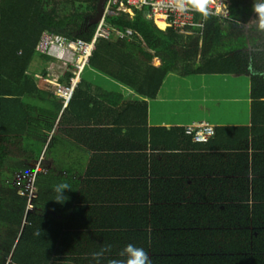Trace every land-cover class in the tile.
Returning a JSON list of instances; mask_svg holds the SVG:
<instances>
[{"label": "crops", "instance_id": "crops-1", "mask_svg": "<svg viewBox=\"0 0 264 264\" xmlns=\"http://www.w3.org/2000/svg\"><path fill=\"white\" fill-rule=\"evenodd\" d=\"M225 1L227 5L230 2ZM249 2L248 8L251 9V13L248 21H251L254 13L252 0ZM248 21L246 26L249 24ZM249 50L253 49L249 47ZM56 53L57 50L53 49L51 55ZM40 63L42 66V63L48 62L43 55L35 53L27 65L26 72L32 78L29 91L23 92L22 88L13 84L0 87V90L9 93L3 95L4 98L0 95V109L3 111L0 116V137L4 135L5 138L11 139L7 148L12 152H0V197L12 194L11 186L7 184L8 175L24 169V166L35 164L43 155L50 135L57 131V121L62 109L56 118H51L48 106L49 99L57 97L54 89L60 82L59 78L55 80L44 75L47 66L38 69ZM152 63L158 65L159 60L154 58ZM92 72L94 71L86 69L85 78L104 91L119 93L124 98L134 93L139 99H146L147 124L145 126L141 121H137L136 116L132 114L128 116L125 113L123 120L117 124L116 113L112 112L114 107L108 105L112 109L111 114L107 115L102 110L95 111L90 117L92 122L89 121L87 126H84L88 127L85 134L89 135L88 141H84L74 123L72 124L76 131H72L68 136L63 134L65 143L71 144L72 153L69 155L64 150V145H61L55 149L54 155L59 161L64 159L76 164V170H73L71 176L73 182L68 184L70 190L65 189L63 192L65 199L57 201L55 186L64 183L66 175H38L39 179L35 181L37 203L32 204L30 208L32 212L50 216L61 224L67 225L69 222L68 226L76 229V235L73 234L74 229L70 236L72 246L66 252H58L54 257H57L55 261L59 264H92L91 261L98 258L94 257L93 253H99V248L103 249L113 242L112 237L95 236L97 229L125 226L119 223L123 215L129 217V212L122 208L125 205L124 197H133L135 194L149 197L151 193L157 196L172 192L176 198L167 205L155 226H150L154 228L153 230L147 228L148 233L144 236L127 235L121 236L119 240L123 239L126 245L133 244L144 248L152 264H228L230 257L233 260L230 264H236L234 257L239 254L234 249L235 244L239 247L240 235L233 241L231 245L233 249H229L225 248L227 244L223 234L206 233L218 230L222 224L230 227L229 217L228 220L221 218L218 220V213L227 207L225 202L227 195L243 193L249 196L247 203L251 213L256 208H259L261 213L260 219L258 216L255 219L251 218L254 225L248 227L249 235L251 237L264 235V176L252 175L250 151L248 153L238 150L232 141L221 143L218 133L206 142H194L188 136L189 140L174 139V136L159 133L161 139L158 138V143L154 142L158 145L146 146L144 138L150 135V131L147 129L148 132L145 134L144 126L145 128L163 126L169 130L195 121L198 115L203 118L201 121H207L214 127L236 125L237 123L220 121L218 112L227 105L234 113L235 107L241 101H248L249 106V76L252 71L237 75L204 73L188 76L171 72L175 77L170 78L169 73L153 98L136 93L133 88L111 76ZM189 84H192L190 93L186 91ZM159 92L165 97L174 96V100L172 102L168 98L159 100ZM65 105L63 101L62 106ZM4 111L14 113V117L7 120ZM51 121H53L51 131L44 129L43 123ZM255 121L253 123L257 126L263 124L260 119ZM38 122L40 124H37ZM241 124L249 126L252 124L249 110L247 121ZM114 125L125 135L120 136L119 131L112 134L110 129L116 127ZM28 128L45 131L46 142L42 146L36 145L33 149L35 152L31 150L32 152L25 153L24 144L28 137L24 133ZM100 128L104 129V133L98 132ZM91 129H97L94 135L98 133L99 136L90 133ZM33 136L36 139L35 133ZM76 148L81 149L83 154L79 156ZM245 157L249 160L245 161ZM52 162V158H42L41 163L47 168ZM239 166L246 167L247 170L241 171ZM225 184L233 187L244 186L246 189L243 192L233 189L234 192L227 194L223 188ZM140 185L145 189L143 187L134 189V186ZM233 202L236 207L243 205L238 201ZM43 203H60V206L50 208ZM154 203L155 201L151 203L148 199L139 204L135 212L139 220L145 212L149 217ZM134 225L140 227L138 222ZM233 225L237 229H242L239 223ZM143 227L145 226L140 228ZM150 232L155 235H151ZM15 242L16 239L13 243ZM119 252L110 254L108 261L114 259L113 255L118 256ZM101 256L107 259L106 252ZM247 264H253L252 259Z\"/></svg>", "mask_w": 264, "mask_h": 264}, {"label": "trees", "instance_id": "trees-1", "mask_svg": "<svg viewBox=\"0 0 264 264\" xmlns=\"http://www.w3.org/2000/svg\"><path fill=\"white\" fill-rule=\"evenodd\" d=\"M97 1L0 0V87L4 88L7 84H13V86L22 88L21 91L23 92L24 90L29 91L32 78L26 72V68L30 59L37 53L36 45L44 31L64 39L90 41L96 23H89L88 17L94 13ZM229 1L228 17L209 15L205 19L203 27L191 26L189 27L191 33L188 34L177 33L169 24H164L161 27L152 19L147 18L142 9L133 8L132 15L124 11L106 15L104 21L109 27V35L96 39L88 62L81 70L80 79L77 81L66 105L62 106L63 101L59 96L53 100L49 99L48 113L51 118H56L59 111L62 110L57 121V131L50 135L48 144L41 156L43 159H53L51 166L48 167L50 170L37 175L64 174V176L66 175L63 179L64 183L69 184L72 181L71 176L73 170H76V164L74 165L64 159L59 161L54 155L55 149L64 145V150L71 155V144L65 143L63 134L68 136L72 134V131H76L72 123L76 125L84 141H88L89 135H85L88 127L84 126H87L89 121L92 122L90 117L95 111L102 110L107 115L114 111L117 116V124L124 117L123 113L128 116L132 114L137 117L138 122L141 121L146 126L148 117L146 99L137 97L126 99L119 93L104 91L101 87L94 85L91 80L85 78V70L91 69L94 71L93 74L101 72L111 76L147 98H153L156 95L164 78L171 71H175L181 76L204 73L237 75L248 74L249 71H252L249 76V117L252 124L250 126L243 124L217 126L214 127L216 133L213 136L218 133L221 137L219 138L220 142L232 141L238 150L248 153L250 151L252 175L264 176V76L253 75L254 72L264 73V30H259L256 27L254 15L252 20L248 21L251 13V9L248 8L250 7V0ZM65 4L72 5L73 9L66 11L63 8ZM198 18L199 14H195V19ZM247 21L249 22L248 26H246ZM249 47L253 50L250 51ZM65 52H63L64 57L71 59L69 52H66L67 54ZM154 58L159 60L158 65L152 63ZM45 59L53 60L49 55H46ZM179 59L183 65L178 66ZM71 76L73 73L67 70L58 80L60 83H67ZM5 94L9 93L0 90L1 96H5ZM108 105H112L114 110ZM2 112L0 109V116ZM13 114L10 111H4L7 120L13 118ZM258 119L263 121L262 125L257 126L253 123ZM7 125H5L6 131L8 130ZM52 126L53 121L43 123V128L49 131H51ZM145 126V134L148 132L147 129L150 131V135L144 138L146 146L158 145L154 142L158 143V138L161 139L159 133L174 136V139L190 138V136L185 135L184 126L172 127L169 130L163 126H151L149 128H145ZM170 130L171 132H168ZM100 131L104 133L103 128L98 129V132ZM110 131L112 134L119 131L120 136L125 135V133L121 134L118 126L111 128ZM44 132L28 128L24 133L27 135L28 141H25L23 152H32L31 150L35 149L36 145L42 146L46 142ZM94 132H97V129L90 130L93 135ZM33 133L36 134V139ZM94 136L98 137L99 134L96 133ZM0 142V152L12 153L7 148L11 139L2 135ZM76 153L79 156L83 154L79 148H76ZM246 160L249 159L245 157ZM30 166H24V169L20 170L25 171ZM239 168L241 171L247 170L243 166H239ZM12 175V173L8 175L9 180L7 182L8 186H11L10 193L12 194L0 197V264H59L55 261L57 257H54L58 255V252H66L72 246L70 236H72L75 228L68 226L69 222L66 223L67 225L61 224V222L51 219L50 216L32 212L30 208L32 204L37 203L36 197L31 198L28 203L25 195L18 194L10 183ZM143 185L134 186V189H142V187L144 188ZM223 188L227 194L234 192L233 189L237 192H243L246 189L244 186L233 187L228 184H225ZM175 198L176 196L172 192L157 196H153L151 193L149 197L141 194L124 197L125 205L122 208L129 212V217L123 215L124 217L120 219L119 223L125 226L97 229L94 233L95 236L112 237L113 242L109 243L111 253L106 252L107 259L101 256L91 263H108L110 254L121 251L122 246L126 245L123 239L119 240L121 236H144L148 233L147 228L153 230L154 228L150 226H155L167 205ZM148 199L151 203L153 201L155 203L149 217L145 212L139 220L135 214L136 209L139 208L141 202H146ZM248 199L249 196L243 193L227 195L225 197L227 207L219 211L218 220L220 218L228 220L229 217L230 227L222 224L224 227L220 226L221 228L218 230L206 234H223L227 244L225 248L229 249H233L231 245L240 235L239 247L235 244L236 248L234 249L239 255L234 257V262L247 264L252 259L253 264H264V235L251 237L248 228L254 225L251 218L255 219L258 216L260 219L261 213L259 208L253 209L251 213L248 208ZM233 201L243 204L239 205L243 208L236 207ZM27 203L30 204L29 207ZM43 204L50 208L60 206V203ZM71 217L70 219H72ZM128 218L135 219L130 220ZM149 219L151 220L149 221ZM137 222L140 227H145H136L134 223ZM148 222L149 225H147ZM236 223L241 224L242 229H237L233 225ZM73 234L76 235V229ZM150 234L155 235L153 232ZM101 251L102 248H99L98 252ZM114 256L112 258L122 259L119 255ZM237 256L239 257L237 258ZM228 262V264L233 262L231 257Z\"/></svg>", "mask_w": 264, "mask_h": 264}, {"label": "built area", "instance_id": "built-area-1", "mask_svg": "<svg viewBox=\"0 0 264 264\" xmlns=\"http://www.w3.org/2000/svg\"><path fill=\"white\" fill-rule=\"evenodd\" d=\"M142 9L147 18L152 19L156 24H169L177 33H191V26L203 27L205 18L199 15L195 19L194 11L179 13L170 6V0H106L104 17L96 23L93 36L90 41L81 39H64L51 32L44 31L36 45V50L41 54H51L53 49L73 53L71 59L66 57H56L55 63L49 64L47 75H53V79H58L64 71L70 70L73 73L67 83H57L55 85V95L61 97L66 103L71 93L80 79V72L88 62V58L94 48V43L98 37H107L109 27L105 23L106 15L118 13L120 11L133 14L132 9ZM209 15L228 17L229 10L226 1L215 0L209 6ZM71 65V67H69ZM185 133L194 141H207L214 133V128L206 121L191 123L185 126ZM40 170L38 166L26 173H17L14 183L19 188L17 191L26 196L27 200L35 197V173Z\"/></svg>", "mask_w": 264, "mask_h": 264}, {"label": "clouds", "instance_id": "clouds-1", "mask_svg": "<svg viewBox=\"0 0 264 264\" xmlns=\"http://www.w3.org/2000/svg\"><path fill=\"white\" fill-rule=\"evenodd\" d=\"M214 2H215V0H170V6L172 8H174V10H176L179 13H185V12L194 11V12L198 13L201 17L206 19L209 16V14H210L209 6L211 4H213ZM252 11L254 13V22L256 24V27L259 30H264V0H252ZM37 53L39 55H43V56L44 55L45 56L49 55V57H52L53 60H47V62L49 64L55 63V62H52V61H54L56 59L55 55L41 54L38 51H37ZM49 64L45 68L44 75H46L50 79H53V75H47ZM253 75L264 76V73H255L254 72ZM198 122H200V121H198ZM192 123H196V122L192 121ZM189 124H191V123H187L186 125H189ZM185 126H184V133H185ZM212 126L214 128V125H212ZM214 133H215V128H214ZM214 133H213V135H214ZM186 135H188V134H186ZM213 135H211V136H213ZM192 141H194V140H192ZM194 142H206V141H194ZM36 161L37 162L35 164L30 166V168L26 169L25 171L24 170H18L17 172H15L12 175L10 183L16 189V192L18 194H20L17 191L19 188L14 183V178H15V175L17 173H26L27 171L35 168V166H38L40 168V170H37L36 173H35V181H36L37 180V176H38L37 174L48 172L49 168L48 167L46 168V167L42 166V163H41L42 162V157L41 156ZM34 186H35V182H34ZM65 189H69L70 190L69 185L67 183H60V184L55 186L54 191L57 193V201L65 199V197L63 196V192H64ZM36 194H37V190H36V186H35V197H36ZM21 195H23V194H21ZM28 203H29V201H28ZM29 205L30 204H28V207H29ZM110 250H111V245H106L102 249L101 252L93 253V256L94 257H99V256H101L103 254V252H109ZM118 255L120 257H122V259H111V260L108 261V264H152L151 259H150L149 255H148V253L145 251V249L142 248V247H137L136 245H133V244L126 245L119 252ZM97 264H98V262H97Z\"/></svg>", "mask_w": 264, "mask_h": 264}, {"label": "rangeland", "instance_id": "rangeland-1", "mask_svg": "<svg viewBox=\"0 0 264 264\" xmlns=\"http://www.w3.org/2000/svg\"><path fill=\"white\" fill-rule=\"evenodd\" d=\"M66 11H70V10H72L73 8H72V5H70V4H65L64 5V7H63ZM66 53V52H65ZM67 54V53H66ZM69 55L71 56V57H73L74 56V54L73 53H69ZM55 56H57V57H64V53H63V51H60V50H57V53L55 54ZM55 61V60H54ZM54 61H52V62H54ZM48 64L49 63H42V66H41V63L39 64V66L37 67L38 69H41V67H43V66H48ZM180 65H183V62L179 59L178 60V66H180ZM171 72H175V71H171ZM170 78H173V77H175L174 75H173V73H170ZM163 83V82H162ZM188 87V88H187ZM186 87V91L187 92H192L191 91V87H192V84H189L188 86ZM190 87V88H189ZM163 88H160V90H162ZM162 92H164V91H162ZM133 93V92H132ZM159 96H158V99L159 100H161V99H166V98H168V99H171V101L170 102H172L174 99H173V97L174 96H171V95H167V97H165V96H163V94L162 93H160L159 92V94H158ZM138 98V96L136 95V94H130V95H128V96H126L125 98L126 99H133V98ZM239 107V110H237V108ZM163 110V109H162ZM235 111H234V113H233V111L231 110V108L229 107V106H224L223 108H221L220 110H219V112H218V115L220 116V118L221 119H219L220 121H224V122H233V123H237V124H241V123H244V122H246L247 121V117H248V110H249V106H248V101L247 102H244V101H241L239 104H238V106L237 107H235V109H234ZM198 116H201V115H198ZM196 117V119H195V122H198V121H201L203 118H201V117ZM218 120V119H217ZM190 123H192V121L190 122Z\"/></svg>", "mask_w": 264, "mask_h": 264}, {"label": "water", "instance_id": "water-1", "mask_svg": "<svg viewBox=\"0 0 264 264\" xmlns=\"http://www.w3.org/2000/svg\"><path fill=\"white\" fill-rule=\"evenodd\" d=\"M106 0H98L96 4V9L93 14L88 17L89 23H97L104 17V8Z\"/></svg>", "mask_w": 264, "mask_h": 264}, {"label": "bare ground", "instance_id": "bare-ground-1", "mask_svg": "<svg viewBox=\"0 0 264 264\" xmlns=\"http://www.w3.org/2000/svg\"><path fill=\"white\" fill-rule=\"evenodd\" d=\"M159 25H160L161 27H163V24L160 23Z\"/></svg>", "mask_w": 264, "mask_h": 264}]
</instances>
